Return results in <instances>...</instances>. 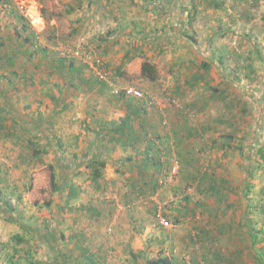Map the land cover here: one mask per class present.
Returning <instances> with one entry per match:
<instances>
[{"label":"rangeland","instance_id":"374dc122","mask_svg":"<svg viewBox=\"0 0 264 264\" xmlns=\"http://www.w3.org/2000/svg\"><path fill=\"white\" fill-rule=\"evenodd\" d=\"M16 1L8 4L11 14H6V24L11 32L3 36L7 46L0 53V264H80V255L94 256L101 246L103 262H94V257L90 264H112L106 242L112 243L106 235H101L102 245L86 226L74 223L109 220V210L102 215L94 210L117 200L135 238L146 230L141 217H153L159 226V211L179 233L172 246L156 244L146 249V257L129 252L138 251V239L137 250L119 244V264H153L171 249L175 264H258L255 256L264 253V0H89L79 7L76 4L70 15L69 0ZM37 13L43 21L40 26ZM14 15L22 17L21 24L16 21L20 25L13 21ZM192 15L195 19L188 28ZM109 34L113 35L110 40ZM162 47L167 50L159 53ZM70 50L98 60L106 76L95 83L115 97L141 102L124 94L125 89L135 88L147 99L165 98L181 111L190 109L184 100L197 106L180 114L181 119L195 124V129L204 125L212 130L207 137L187 140L194 149V161L179 155L164 164L166 168L169 164L168 186L179 183V189L140 192L153 190L155 179L150 172V179H131L134 182L128 187L127 178H119L123 188L111 189L118 179L113 180L112 168L107 166L99 168L104 174L101 180L106 178L112 185L101 182L103 190L95 189L93 173L99 166H90L92 146L57 143L80 133L84 107L80 88L71 89L65 100V90L58 85L72 75L68 69L57 70L59 60L87 65L72 58ZM139 53L143 63L148 60L157 66L161 86L154 93L158 95L150 93V81L141 75L129 77L130 62L122 67L127 55ZM181 56L192 70L182 65L179 74L188 72L196 83L179 90L178 99L165 95L161 78L165 77L168 89L169 65L180 66ZM162 124L167 126L168 119ZM107 229V234H117L115 228ZM57 254L62 256L56 259Z\"/></svg>","mask_w":264,"mask_h":264},{"label":"crops","instance_id":"0c3cea01","mask_svg":"<svg viewBox=\"0 0 264 264\" xmlns=\"http://www.w3.org/2000/svg\"><path fill=\"white\" fill-rule=\"evenodd\" d=\"M8 1L10 4L14 2V0H8ZM69 1H72L70 5H67L70 15L72 13H75L74 9H76L75 8L76 4L77 7H79L82 2H88L89 0H69ZM15 2L19 3L16 0ZM90 2H92V0H90L89 3ZM7 4L8 3L6 2V0H0V53L1 51L4 50L5 46H7L6 44H4L6 38L3 36L11 32L10 31L11 26H7L6 24L7 23L6 19L8 17L6 16V14L9 15L11 14V9L8 8L7 10L8 7ZM21 18H22L21 16L18 17L14 15L13 21H15L16 24H18L16 21L20 23ZM36 23L39 26L43 23L38 13L36 14ZM76 30L77 29H72V31H76ZM148 31H146V33H148ZM158 46H162V44H158ZM11 47H13V50L18 49L16 45ZM167 47L159 48L158 49L160 50L159 53L161 52V49L167 50ZM193 49L194 47L192 46L191 50ZM139 54L141 56H139L138 54L132 56L133 58L130 61V67L128 69L130 78L132 76L133 78H136L141 75V69L143 64V59L141 58L143 57L142 56L143 53H139ZM121 55L122 54H120L119 57H121ZM180 59L182 60L181 64L178 63V65L180 66L176 67L175 63L169 65L170 69H168L169 72L168 82L171 83V85L168 89H166L167 85L165 82V77L163 76L161 78L165 86V89L163 90H165V93L168 92L165 95L166 96L173 95L178 99H179V95H181V92L179 93V90L184 91L186 90L187 86L189 85L193 86L191 82L196 83V81H191L193 78L191 77V75L188 74V72L186 73V75L183 73L182 76L179 74V69L182 65H184V67L182 66L183 69L192 70V67L185 65L188 64V62L186 63V61L183 60L182 56L180 57ZM60 61L61 60L57 62V65ZM76 63H75L76 67L79 68L81 62L79 66ZM57 65L56 68L58 71H60V69H63L64 72L65 69H68V66H66L67 64L63 68H59ZM175 69L177 70L176 72ZM67 72L71 73L69 69ZM175 75H177L176 76L177 78L174 77ZM194 79L197 80V77ZM79 82L80 84L76 85ZM95 82L97 83L98 81L92 78L91 76H89L87 73H83V72L82 74L79 73L78 76L76 75V72H74L72 73V75H69V77H66L64 81L59 80L58 85L62 88V90H65L64 91L65 100L66 97L68 98L70 94L68 92L72 91L71 89L76 90L77 88H80L81 90L79 91V94L81 96L80 104L83 105L84 107L83 108L81 107L82 110L81 120L78 123L80 133H78L77 135H68L65 139V142L64 140H57V143H59L60 145L66 143L67 145H73L74 147H82L83 145H85L88 148H90L92 146V150L94 152L92 157H89L90 160L93 161L98 160L105 163V166L103 168H105L106 166L108 169L112 168L113 180L118 179L117 185L114 188L111 187V189L118 190V188H123V183L119 181V178L123 180L127 178L126 179L127 187L131 182H134V180L131 181V179H136V178L143 179L145 177L150 179L151 176L148 175L149 172L154 174L153 178L155 179V181H153V187H151V189L153 190H151L152 191L151 192L150 189L148 188V191H145V189H143L140 192L144 194L145 193L155 194V192L158 189H163V192L166 191L167 189H179V183H177L178 187L168 186L171 184V183L168 184V180H167L168 178L167 169L169 164L167 168L166 165L164 166V164L168 160L174 159L175 157H179V155L182 156L183 157L182 159L184 160L186 159L187 161H192V160L194 161V156H195L194 149L191 148V145L188 146L187 140L193 139V137L196 135L207 137L208 135L207 133L212 130V126L204 127V125L202 126L203 128L201 130L195 129L194 127L196 126L195 124H193L192 122L189 123L186 120L181 119L182 116L180 114L182 115L183 113L187 114L190 112L191 108L194 109V107L197 106H195L193 103L189 104L187 103L188 102L187 100H184L186 102V104L184 103L185 106L187 105L186 108L189 107L190 109H184V111L183 110L181 111L179 109H175L174 107L168 105L165 98L162 100L154 98L156 101H153L152 97L150 96L149 99L147 98L143 99L141 100V102H136L133 101L132 99H127V98L123 99L121 97L113 96L110 90H106V88L103 85L96 84ZM159 82L160 80L156 82H150V84L148 83L149 87H151V89L153 90L150 91L152 95L154 94L153 96L158 95L157 93L154 92H157L155 88L157 89L158 87L161 86ZM56 92L59 93L58 91L55 90V93H53L54 96H56ZM63 108L66 109L64 106ZM72 108L73 107L71 103L70 109L72 110ZM165 118L168 119L167 126L162 124V121ZM67 128H71V127L69 126ZM203 140L206 141L207 139L205 138ZM52 144H54L53 139H51V145ZM145 173L147 174L145 175ZM103 177L104 174L101 171V178L93 179L95 181L94 182L95 184L94 186H96L94 187L95 189L103 190L104 185L101 182H103L107 186L112 185V183L106 182V178L103 179L102 181L101 179ZM176 178H179V175ZM127 190H131V189L130 188L122 189V193L126 192ZM91 205L92 204H90V206ZM104 205L101 204V206L100 205L96 206V209L94 211L96 212L97 215L98 214L102 215V213H105L106 210H109L111 213L109 216L110 221L103 218L106 221L101 220L100 222L98 220L93 219L92 221H88L87 223H85L86 221H83L80 224L78 223L75 224L73 220L72 222L74 223L75 226L80 225L81 228H84V226H86L87 230H90L91 233L94 235L93 239L95 240H98L99 238L101 239L102 245L105 242L102 240H104L105 238H102L101 235L102 234L106 235V239L109 241V243H112L111 245H109L106 242V246H108L106 247L107 248L106 251L107 252L108 250L111 251L112 264H114V262H116V264H119L118 259H116V255L119 253L118 245L122 243H127V246L131 245V248H133V250L134 248L135 250H137L136 249L137 246L134 245V242L135 241L137 242L138 239V243H139L138 251L129 250V252H132L134 255L142 256V257H146V255H144L146 249L149 248L148 250H150L151 247H153L156 244L161 246H169L168 244H171L172 246V240H174L173 238L175 237V233H178L175 227L163 228L157 225L155 226L153 217H150L149 219L145 218V220L141 217L142 219L140 218V220L145 221L144 224L146 230L143 236H140V238L138 237L135 238V236H132V232L129 231V228H131V221H128V219H123L121 217L124 216V214H120V210L123 209L121 201L117 200L116 203L114 202L108 203L106 208ZM85 208L88 209V207ZM89 208L91 209L93 207H89ZM127 210H129L128 207ZM175 216H177L175 217L176 218L175 220L177 221V225H179V214ZM142 223L143 222H141V224ZM104 226L106 227L104 228ZM106 228H108L107 231L109 232H112L111 230L115 228L117 230V234L113 236H111V234L110 235L107 234ZM177 228H179V226H177ZM100 229H102L103 231L102 233H100ZM124 229L127 231V234L121 236L120 234L123 233H120V231L123 232ZM172 230L174 231L172 232ZM160 234L162 235L160 236ZM157 236H160V241L157 240ZM95 237H97V239ZM177 237L179 238V235H177ZM176 243L179 244V239L176 240ZM101 247L97 250L98 252L94 256L92 254L89 255V253L83 254L82 256L80 255L82 260L80 264H90V260H92L94 257L97 258V260L94 262L102 263L103 260H101L102 259L101 252L103 251V249ZM79 248H81L80 245ZM114 249L115 252H113ZM143 249L144 252H140L143 251ZM135 252L138 253L135 254ZM172 252L173 249H171L170 253H165V255L163 256H167L173 259L174 255ZM56 256H57L56 259H58V257H61L62 255L57 254ZM163 256L161 255V257ZM57 263L58 261L56 263L54 262V264ZM66 263L74 264L72 262L71 263L66 262Z\"/></svg>","mask_w":264,"mask_h":264},{"label":"trees","instance_id":"16d2710c","mask_svg":"<svg viewBox=\"0 0 264 264\" xmlns=\"http://www.w3.org/2000/svg\"><path fill=\"white\" fill-rule=\"evenodd\" d=\"M6 2L9 4V5H11L10 3H9V1L8 0H6ZM194 19H195V15H192L191 16V19H190V21L188 22V24H187V26H188V28H190L191 27V25H192V22L194 21ZM22 20H24L25 21V19H22ZM25 29H27V26H23ZM173 30H176L175 28H173ZM173 30H172V32H173ZM32 35H35L34 33L32 34ZM183 35L185 36V37H187V38H190V35L187 33V32H184L183 33ZM108 40H110V39H112V35L111 34H109V36H108V38H107ZM28 40V39H27ZM141 45H143V44H141ZM126 55V54H125ZM128 55H129V53H128ZM128 55H127V57H126V60L124 61V65L122 66L123 68H125L126 67V65H128V63L132 60V58L133 57H131V58H128ZM98 61V60H97ZM65 65H66V63L63 61V60H61L59 63H58V67L59 68H63V67H65ZM66 66H68V69L72 72V73H74V72H77V73H80V74H82V72H84V73H87L89 76H91L92 78H96V80L97 81H100V79L98 78V77H95L91 72H90V70H89V66L88 65H86V64H83V63H81V65L79 66V68L78 67H76V65H75V62H71V63H68ZM203 66H204V68H208V65L207 64H203ZM101 68V67H100ZM124 73V72H123ZM141 78L142 79H144V80H147V81H150V82H155V81H157L158 79H159V73H158V69H157V66L155 65V64H153V63H151L150 61H148V60H146L144 63H143V65H142V69H141ZM37 151H39V149L37 150ZM42 152V151H41ZM37 154H39V153H37ZM99 166V167H97V168H95V171H94V173H93V178L94 179H98V178H101V171H100V167H104L105 166V163H103V162H101V161H98V160H95V161H93V164H91L90 166L92 167V166ZM54 179H55V177H54V175H53V177H52V183L54 182ZM54 189L55 190H58L57 188H56V185L54 184ZM211 189H213V187H211ZM245 189H249V185L247 186H245ZM1 208V207H0ZM176 223H177V221H176ZM255 241L256 240H254V243H255ZM255 258H256V261H257V263L258 264H264V253H259L258 255H256L255 256ZM174 260L172 259V258H170V257H167V256H163V257H160V259H158L157 261H155L153 264H175L174 262H173ZM30 264H36V263H30Z\"/></svg>","mask_w":264,"mask_h":264},{"label":"built area","instance_id":"2783aa9c","mask_svg":"<svg viewBox=\"0 0 264 264\" xmlns=\"http://www.w3.org/2000/svg\"><path fill=\"white\" fill-rule=\"evenodd\" d=\"M8 8H11V6H9L7 4ZM25 6H20V10H23ZM70 55L72 58H78L80 60H83L87 63V65L89 66V70L90 72L100 78V79H105V76L106 74H102V69L100 68L99 66V63L98 61L96 60V58H94L92 55L90 54H86V53H82L81 51L79 50H70ZM94 58V59H93ZM116 94H118L119 92L116 90L114 91ZM124 94L126 96H129V97H132V98H136V99H146V95H144L143 92L135 89V88H128V89H125L124 90ZM156 220L159 224V226L161 227H165V228H171V224L169 223V221L166 219V217L163 215V213L161 211H159L157 214H156Z\"/></svg>","mask_w":264,"mask_h":264}]
</instances>
